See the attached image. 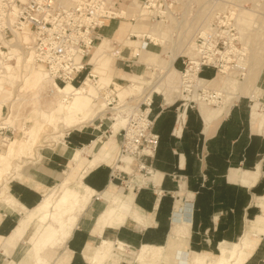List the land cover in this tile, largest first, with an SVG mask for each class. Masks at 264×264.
Segmentation results:
<instances>
[{"label": "crops", "instance_id": "1", "mask_svg": "<svg viewBox=\"0 0 264 264\" xmlns=\"http://www.w3.org/2000/svg\"><path fill=\"white\" fill-rule=\"evenodd\" d=\"M133 1L136 2V0ZM124 10L126 12V9ZM132 14L130 13V16H134ZM129 24L127 23L130 26L128 34L133 36L132 33H135V30ZM138 30L141 31L140 28ZM141 33L143 36L144 32L141 31ZM115 35L116 40L120 39L123 46L143 49L145 53H154L143 48L142 41H140L142 48L129 44V41L136 40H130L128 35H122V26L117 28ZM98 38L99 41L94 45V50L96 46L103 45L104 52L111 50L109 37L98 33ZM93 49L91 52L94 51ZM95 52L100 56L102 49L97 48L92 54ZM112 52L107 54V58L114 67L113 70L117 77L123 80L136 79L137 81L143 78L144 74L120 72L113 64L115 57L109 58ZM145 53L143 56H147ZM91 57L86 58L87 64L91 63ZM125 59L128 60L125 64L134 65L137 63V59L127 57ZM138 60L142 59L138 58ZM174 60L172 69L177 73ZM142 63L146 66L145 68H148L145 62ZM204 69L212 70L208 66H202L199 73ZM201 78L207 79L206 76ZM241 97L251 98L249 95L239 96L219 119L210 118L208 125H213V128L207 136L204 135L207 130L200 111H191L189 108L191 105L188 104L189 107H185L182 111L183 120L179 122L177 114L182 109L176 113L174 109L167 108L172 106L175 101L172 104H162V102L154 110V97L152 96L150 115L153 118V132L158 135V146L153 157L144 158V163L150 167L147 169L152 175L144 176V179L141 180L144 185H139L138 182H134L132 185V203L142 213L141 219L146 224L142 226L140 223L126 220L117 228L104 227L100 237L110 241H121L133 251L144 244L153 246L165 244L175 203L174 192L178 189L179 184L183 183L192 195V199L189 201L188 247L196 254L203 253L211 256L219 255V246L223 243H236V249H238L240 240L245 235L247 222L259 215L264 216V205L260 199L264 196V116L258 111H252V105H249V111L245 114L246 108L242 107ZM1 107L0 105V109ZM251 121L252 123L254 121L255 125ZM191 134L194 136L189 145L188 140ZM67 137L66 142L72 140L80 144L84 141V137L77 135L76 139L71 132L67 134ZM92 140L95 139H91L89 143ZM115 142L117 143L116 139ZM62 143L65 146L64 151L52 149L50 152L42 151V153L40 152L41 158L25 164L20 170L23 180L13 177L7 180L9 192L26 209L33 208L39 202L44 192L41 190L42 186L50 189L52 187H49L50 184L58 180L62 170L60 166L65 161H67L66 165L68 164L71 150L81 147H71L63 141ZM85 145L83 144L82 147ZM123 160L129 161V164H119V166L116 164L117 166L113 167L130 173V157L126 156ZM107 165L98 164L83 176L82 183L92 189L93 193L86 202V207L78 216L64 246L53 251L51 255L48 253L47 259L52 264L59 263L64 256L68 258L65 264H88L82 251L85 244L91 239L93 242L98 240L95 236L92 238L91 232L99 212L105 205V197L101 196V193L107 189L116 191L113 174L109 172ZM157 192L159 193L157 194ZM95 195L97 196L95 197ZM256 208L258 211L255 210ZM91 210L94 211V215L85 216L86 213H91ZM20 218L21 216L15 213H6L3 207L0 208V239L8 237L12 233L18 226ZM33 227L34 222H30L22 232L20 241L24 240L25 245H27ZM205 233L208 234V241L204 237ZM237 237H239L238 240L233 241ZM35 238L36 236L33 237V239ZM208 243L216 244L217 254L196 251L197 244L205 247ZM263 256L264 234L260 235L257 244L249 250L241 264H259ZM1 261L3 262L2 258ZM14 263L18 264L19 258ZM3 264L5 263L3 262Z\"/></svg>", "mask_w": 264, "mask_h": 264}, {"label": "rangeland", "instance_id": "2", "mask_svg": "<svg viewBox=\"0 0 264 264\" xmlns=\"http://www.w3.org/2000/svg\"><path fill=\"white\" fill-rule=\"evenodd\" d=\"M140 1L141 0H136V2H134L133 0H119V7L117 9V12L126 9L127 16H115L111 18L103 28L98 30V33L110 38L111 50H106L104 52V45L101 47L96 46V48L102 49V53L100 54V56H98V62L93 61L94 58L92 60L91 56H93V54L91 52V56H88V59L91 57V63H86L87 66L83 71L81 79L86 76L90 68L94 67V65L97 66L100 64V61H104L105 59L107 60V54L119 48H121V56L115 57L113 59L114 66L118 68L120 72L125 74H144L143 78H141V80L139 81H137L136 79L123 80L115 75L114 70L111 75H108L107 72L104 73L105 71H97V74H95L96 78H94L96 83H93L92 80H90L89 82L92 84V87H94L95 91V97H93L91 100L89 110L95 108L100 111L102 109V112L97 111L95 116L93 115L91 117L92 120L87 124H83L84 126L82 125L80 128L71 129L69 131L67 130V132L64 131L65 127L61 129L59 128L60 131L62 130L63 135L66 132L64 136L61 135L57 137L62 145H64L62 143L63 141L68 146H81L79 148H82V145L89 143L91 139H96L98 142H103L109 139H112L115 142L116 139L118 143L119 153V146L122 141L123 131L121 130L119 133H112V129L110 128V124L112 122L111 118L117 114H120L118 109L112 108H115L117 106V102L119 101L118 99L122 97L124 98V96H129V98H127L128 103L126 105L136 104V102L133 100L134 97L132 96H136L138 92L140 93L141 88L149 86L151 84V81L154 79V76L157 74L162 76L161 89H163L164 87H168V83L172 86H175V84L176 86H179L178 88L180 92L175 97V102L172 106L167 107L174 109L176 113L179 112L183 107H189L188 104L191 105V107H189L190 110L194 112L200 111L199 104L202 105L203 109L207 108L206 111L208 112L213 107L217 106L219 102L217 103L216 101L220 100L222 97L232 91L231 85H223L217 80L215 83L207 85L205 92L203 91L204 84H201L197 87L187 88L184 86L186 84V80L181 76V74H177L176 72L174 74L172 70H169L165 73L159 71V68H156L154 66V64L156 63H154L153 56L152 60H148V64L150 66L152 65V67L145 68L146 66L131 52V48L129 46H123L122 41L120 39L116 40L117 38L115 35L117 28L122 26V35H128L130 40H138V42L129 41V44H134V47L142 48V43L140 41H142L143 39L147 41V39H145V36H142L141 31L144 32L143 34L148 35L150 26L156 25L157 36L161 39H164V42L162 44L160 41L151 39L149 37L150 42H148L145 49L150 52L159 53V58L162 60L168 59V55H170L171 51L176 52L177 56L174 60L175 69H177L178 71H183L184 65L182 63V59L185 63L188 64V58L196 60L197 57V52L194 47L195 32L198 28L206 27L209 24L212 17V12L216 10L221 12L220 34L222 42L219 43V50L221 52L222 59L221 63L223 65L222 67L226 66L227 68L228 66V68L224 69L225 72L216 71V73L212 67L208 66L212 70L204 69L203 72L201 71V73L198 74V77L206 76V78L209 79V77L215 76L214 73L220 74L222 76L228 74L229 77H232L235 79V81H237L242 80V73H244V71H240L239 69L244 68L246 70H254L257 68L258 70L253 72V75H255V77L253 84L251 85V90L254 96L251 98L241 97L240 99L242 102V107L246 108L244 110L245 114L249 111V105H251L255 101L257 103V111L262 116H264V0H166V3H170L169 9L165 10V14L157 15L154 13V18L146 15V13H144L143 10L139 8ZM137 9L139 10V13ZM130 13H133L132 15H134V17H131ZM127 23H130L129 25L132 26L133 30H135V34H139L141 36H138L136 38L131 34H128L130 26H128ZM138 28H140L141 31L138 30ZM98 41L99 38L94 41V45L97 44ZM126 57L137 59V63L134 65L125 64V62L128 61L125 59ZM17 60L18 59H16L15 62L12 63V65L15 66V70L11 73V75H13V79L11 81L6 79V76H3V73L0 75V105L2 106L0 109V123L4 120L6 121L4 124H1L2 126L0 127V153H4L5 148L3 146L5 145L6 147L13 146L12 153L15 152V154H10L9 159L5 158V160L3 161L5 162L7 160L9 164L7 170H9V168H11L12 170L16 167L15 165L23 168V166L28 162H35L39 158H41L42 151L50 152L51 146L48 145L53 143L52 137L55 134V131H57V128H55V126H53L51 122H49L48 124L43 123L40 120L41 117H45L48 120L50 119L51 121V117H49L48 114L50 113V111L56 109L60 112L58 114V118H61L63 115L68 114H64L66 110L63 107L65 105L67 106L70 103V99L74 100L73 103H71V106H74L76 104L78 105L80 101V98L78 96L74 97L68 94V97H63L62 94H59L57 92L50 93L49 90L51 86L49 85V83L43 84L40 80H32L33 74L36 73L37 69L30 64L23 67L19 61L17 62ZM12 61L13 60H11L9 63L11 64ZM190 66L191 64H189L188 67ZM222 67L219 68L221 69ZM187 70L190 69L187 68ZM44 78L46 77L44 76ZM129 82H142V87L136 93L134 91L124 92L120 95L122 97H119V95L117 94L118 91L112 90L114 89V85H112L113 83L124 87L128 85ZM59 85H62V83ZM77 85L79 86V84H76L74 86ZM98 85H101V87L97 88L99 87ZM234 86L236 85L233 84L232 87ZM218 89L219 96L215 94ZM105 90L107 91V94H109V96L107 97L103 95V91ZM108 90H112V92ZM101 96H104L105 98L102 99L104 102H106L105 106L100 103L99 97L101 98ZM152 96L154 97V110H156V107L158 108V106L162 103V98L157 94H152L151 98ZM239 96L243 95L239 94ZM141 101L142 100H140L139 102ZM107 102H109V104ZM8 116L9 118H7ZM151 119L153 121L152 117ZM40 124L42 126H40L39 129ZM252 124L255 125V122L253 121ZM212 126L213 125L211 124L208 125L207 132L204 135L208 136L210 134L213 128ZM25 128H30V130L36 131L34 140H41V144L32 143L30 145L29 143H24L21 139L23 137V129ZM70 132L74 138H76L77 135L84 137V141L80 144L72 140L70 142H66L65 140L68 138L67 134ZM115 135L116 138L114 139ZM193 136L194 135L191 134V137L188 140L189 145L193 141ZM117 143L115 152L116 155L114 154L113 156L114 160L110 162L107 167L109 172L113 174L115 190L120 187L123 193H127L131 190L130 188L126 187V184L129 178L133 176V174L127 173L125 170L115 169L113 167L116 164H129V161L127 160H123L122 163L118 161V157L120 155L117 154ZM19 150L23 151L18 153ZM25 152L26 154H24ZM73 153H75V151ZM66 163L67 161L63 162L62 166H60L62 170L60 171L59 178L63 176L68 169V164L70 162L68 161L67 165ZM147 167L149 166L147 165ZM130 169L137 170L134 160L131 161ZM5 173H3L2 175L3 178L8 177L7 179H9L13 177L8 173ZM138 173L145 177L152 175L151 173L146 171H140ZM57 181L52 182L49 187L53 186ZM132 182L134 183L135 181ZM138 184L144 185L141 182H138ZM63 192V188L55 192L54 203L59 200ZM104 201L106 202V199H104ZM255 210L258 211V208H256ZM88 214L89 216H92L94 215V211L91 210V213H86L85 216H87ZM65 216H67V214L63 215V220L53 222V225L57 228H62L63 224L60 223L64 221ZM32 234L33 233L31 232V235L29 236V239L27 241L29 242V244H34V242H36L38 238H31ZM207 235V233L204 234L206 240ZM239 237L235 238L233 241H237ZM22 247H26L24 240L20 241L15 249L11 252L10 258H12L13 261L17 260V258L20 256V250ZM196 251H202L212 254H217L218 252L215 243H208L205 247H202L201 244H197ZM48 253L51 255L52 252ZM218 258L219 257H215V255H213L212 257L211 255L198 253L190 264H213L217 263L216 261L218 260ZM3 262L1 261L0 257V264H3ZM259 264H264V256L263 258H261Z\"/></svg>", "mask_w": 264, "mask_h": 264}, {"label": "bare ground", "instance_id": "3", "mask_svg": "<svg viewBox=\"0 0 264 264\" xmlns=\"http://www.w3.org/2000/svg\"><path fill=\"white\" fill-rule=\"evenodd\" d=\"M116 16L126 17L125 10L124 9L120 10V12L116 14ZM135 33H132L133 36L135 35L137 37L141 36ZM148 36L151 39L160 41L162 44L164 42V39H161L157 36L156 25L150 26ZM27 40L28 37L26 35H18L17 37H15L13 42L11 41L5 42L9 49V53H12L11 54L12 57L10 59L13 61L11 62V64L7 63L6 70L3 71L2 73L4 74L3 76H6V79L11 81L13 79V75H11V73L15 70V66L12 65V63L15 62L16 59H18L17 62L19 61L23 67L30 64L31 66L37 69L36 73L33 74L32 80L35 81L40 80L42 81L43 84L49 83V85L51 86L49 90L50 93L57 92L59 94H62L63 97H66L69 94L70 96H74V97L78 96L80 98L78 105L76 104L74 106H71L72 105L71 103H73L74 100L73 99L69 100L70 103L67 106L65 105L66 107L65 106L63 107L66 110L64 114L66 113L68 114L63 115L61 118H58V114L60 113L59 110L55 109L50 111V113L48 114L49 117H51V121L50 119L48 120L45 117H41L40 119L45 124L51 122L53 126L57 128V131H55V134L52 137L53 143L49 144L48 146H51L52 150L64 151L65 146L62 145L60 141L57 139V137L63 135L62 130L60 131L59 128L61 129L65 127L64 131H67L71 128H80L83 124H87L92 120L91 117L93 115L95 116L98 109L93 108L89 110V107L91 105V100L93 97H95L94 87H92V84L89 82L90 80H92L93 83H96L94 78H96L95 74H97V71L100 72L105 71L104 73L107 72L108 75H111L114 67H112L111 63L107 61L108 60L107 58V60L105 59L104 61H100L99 65L97 66L94 65V67L90 68L87 75L80 81L79 86L78 85L73 86L68 81H66L62 85H58L52 79V77L47 74V72H45L39 66L32 64L30 57L23 56L22 54L19 53L18 48L16 46L21 43H25ZM93 47L94 45L90 49L89 54L92 51ZM120 49L121 48L114 50L110 54L109 58L111 59L114 57H120L121 56ZM195 49L197 52L196 47ZM131 52L137 58L139 59L141 58L142 59L141 61L145 62L148 68L152 67V65L150 66L148 64V60H152V56H153L154 63H156L154 64V66L156 68L158 67L159 71L165 73L168 72L169 70H172L173 72H175L174 69H172V61L176 58L177 53L174 51H171L170 55H168V59L166 60L160 59L159 53H155V52L145 53L143 49L131 48ZM144 53L147 54V56H143ZM98 56L99 55H96L95 52L92 56V60L94 58L93 61H97ZM188 59H189V64H191V66L188 67L189 66L188 64V66L185 68V71H181V72L177 71V74H181V76H183V78L186 80L185 82L186 84L184 85L185 87L187 88L197 87L200 86L201 84H204L203 91L205 92L207 85L213 84L217 80L221 82L223 85L225 84L231 85L232 91L227 95H225L224 97H222L220 100L216 101L217 103L219 102V104L213 107L209 112L206 111L207 108L203 109L202 105L199 104L201 117L204 122V126L206 130L208 128V123L211 120L210 118L219 119L221 115L229 109L233 101L238 98L239 94L249 95L250 97L254 96L251 90V85L253 84L255 77V75H253V72L258 70L257 68L254 70L253 69L246 70L240 67L241 69L239 70L244 71V73L241 72L243 75L242 80L235 81V79L229 77L228 74L223 76L220 74H216L214 77L206 80L195 75L198 68L197 59L196 60L191 58ZM187 68H189L190 70H187ZM227 68L226 66L222 67L219 70V72H225L224 69ZM43 75L47 79L44 78ZM161 80H162V76L157 74L154 76V79L151 81V84L144 88H141L142 82L141 83L129 82L128 85L124 87L116 83L112 84L114 85L113 87L114 89L112 90L118 91L117 94L119 95V97H122L120 95L123 94L124 92L134 91L136 93L141 88L140 93L138 92L136 96H132L134 97L133 100L136 102V104L126 105L128 103L127 98H129V96H124V98L123 97L119 98L118 99L119 101L117 100L118 101L116 104L117 106L112 109H118L120 114H117L111 118L112 122L110 124V128L112 129V133H116V132L119 133L121 130H123L126 127L129 113L133 114L136 112L137 104L139 103L140 100L149 102L152 94L160 95L163 104H172L175 97L180 92L178 88L179 86H176V84L175 86L174 85L172 86L168 83V87H164L163 89H161L162 86ZM88 83L91 85H89ZM233 84L236 86L232 87ZM98 86L99 87L97 88L101 87V85ZM112 90H108V91L112 92ZM218 91L219 89L217 90V92H215V94L219 96ZM106 94L107 91L106 90L103 91V95L105 97L109 96V94L107 95ZM104 96H101V98L99 97L100 103L103 106L106 105V102L102 100L105 99ZM107 103L109 104V102ZM251 105H252V111H257V103L254 101ZM184 108L185 107L182 108L181 112L183 111ZM98 112H102V109ZM181 112L177 114L178 117L177 120H180L179 122L183 120V115H182L183 112L182 113ZM7 118H9V116ZM5 122H6L5 120L1 122L0 127L2 126L1 124H4ZM40 126L42 125L41 124L39 125V129ZM35 132L36 131L34 130H30V128L23 129V137L21 140L24 143H29L30 145L32 143H36V144L40 143L41 140L39 141L34 140L36 136ZM3 147L5 148L4 153H0V208L3 207L6 213H15L21 216V218L20 220L18 219L19 220L18 226L12 231V233L8 237L0 239V257L4 260L5 264H15L13 259L10 258V254L15 249L18 242H20L22 232L27 226V224L30 222H34V227L32 230L33 234L31 238L34 236L38 238L36 242H34V244L33 243L29 244V242H27L25 248L22 247L23 249L22 248L21 250L19 249L21 253L20 256L18 257L19 258L18 264H52L47 259V253L48 252L51 253L55 250H59L62 246H64L66 239L70 236L74 228L78 216L82 213V211L86 207V202L91 198V195L93 193L92 189H90L89 187L85 186L82 183L83 176L98 164H109L110 162H112L114 160L113 159L114 154L116 155L115 153L116 143L112 139L105 140L103 142H98L95 139L92 140L90 143L86 144L85 146H83L82 148L73 149L75 153H73L74 151L71 150V155L68 159L70 163L68 164V169L66 173L50 189H46L43 186L41 187V190H43L44 192L41 195L39 202L31 209H26L12 196V194L8 190L7 187L8 177L3 178L2 176L3 173L7 171L6 173H8L10 176H13V178H16L18 180H23V176H21L20 174V170H22V168H20L17 165H15L16 167L13 168L12 170L11 168L7 170L9 164L7 160L5 162L3 161L5 160V158L9 159L10 154L13 151L12 148L13 146L6 147L5 145ZM21 151L23 150H19L18 153ZM12 154H15V152ZM24 154H26V152ZM117 154L120 155L118 157L119 159L118 161L122 162L123 158L126 156L130 157L131 161L133 160L132 156L129 153H123V152L118 153V145H117ZM117 165L119 166V164ZM148 171L150 173V170ZM130 174H133V176L129 178V180L127 181L126 187L130 188V190L133 192L132 181L141 182V180L144 179V176L139 174L134 169L131 170ZM61 188H63L64 192L61 194L59 200L56 203H54L55 192L61 190ZM131 191L127 193H123L122 189L119 187L116 191L107 189L106 191L101 193V196L105 197L106 202L103 209L99 212L94 225V229L91 232L92 238L95 236L97 237L98 240L96 242H93V240L91 239V241L85 244L82 251V254L86 259L87 263L88 264H161V263L190 264L191 261L194 260V257L196 256V253H194L188 247V236H189L188 217L190 214L189 201L192 199V195L191 192H189L185 188L183 183H180L178 189L174 192L175 203L172 210L170 230L165 244L159 246L144 244L141 245L137 250L133 251L121 241H117V240L110 241L100 237L101 231L104 227L110 226L113 228H117L118 226L123 224L124 221L126 220H131L134 221V223L137 222L142 224V226H145L146 223L141 219L142 213L138 211L136 206L133 205L132 203ZM158 193L159 192H157V194ZM260 199L262 200L261 201L262 205H264V196L260 197ZM64 214L65 215L67 214V216H65L64 221L60 223L63 224V227L57 228L56 226L53 225V222L58 220L59 221L63 220L62 217ZM262 234H264V216L259 215L255 219L247 222L245 228V235L240 240L239 243L240 247L238 249H236L237 247L236 243L220 244L219 256H215L219 258L216 261L217 263H213V264H241L245 260L249 250L252 249V247H254L257 244L260 235ZM67 259L68 258L64 256L63 260L57 264H65ZM207 264H211V263H207Z\"/></svg>", "mask_w": 264, "mask_h": 264}, {"label": "built area", "instance_id": "4", "mask_svg": "<svg viewBox=\"0 0 264 264\" xmlns=\"http://www.w3.org/2000/svg\"><path fill=\"white\" fill-rule=\"evenodd\" d=\"M169 5L166 0H141L139 8L154 18V13L165 14ZM118 7L119 0H0V75L12 57L5 42L26 35L28 40L16 46L20 54L30 57L32 64L47 72L58 85L66 81L79 84L87 66L85 59L98 39V30L120 12ZM220 26L221 12L216 10L209 24L194 34L196 76L202 66L212 67L215 72L223 66ZM143 36L147 39L142 40L145 48L150 38ZM182 63L185 71L188 64L183 59ZM150 104L151 98L149 102H139L122 130L119 152L132 156L137 172H149L144 158L153 157L157 146Z\"/></svg>", "mask_w": 264, "mask_h": 264}]
</instances>
